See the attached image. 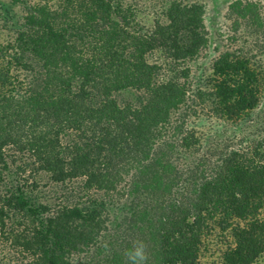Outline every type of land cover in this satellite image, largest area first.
I'll return each instance as SVG.
<instances>
[{
  "label": "trees",
  "instance_id": "trees-1",
  "mask_svg": "<svg viewBox=\"0 0 264 264\" xmlns=\"http://www.w3.org/2000/svg\"><path fill=\"white\" fill-rule=\"evenodd\" d=\"M224 18L193 81L197 0H0V264L264 258V3Z\"/></svg>",
  "mask_w": 264,
  "mask_h": 264
},
{
  "label": "rangeland",
  "instance_id": "rangeland-1",
  "mask_svg": "<svg viewBox=\"0 0 264 264\" xmlns=\"http://www.w3.org/2000/svg\"><path fill=\"white\" fill-rule=\"evenodd\" d=\"M204 6V24L208 32V45L202 52L199 60L193 65V81L208 72L211 60L223 49L240 45L241 39L232 43V31L228 21L224 18L227 5L231 0H197ZM264 3V0H261ZM232 43V44H231ZM245 47H249V43ZM197 127L203 132L209 131L217 120L201 118L197 120ZM224 248V238L219 232L213 233L207 238L200 256L199 264H220L221 252ZM258 264H264V258Z\"/></svg>",
  "mask_w": 264,
  "mask_h": 264
},
{
  "label": "clouds",
  "instance_id": "clouds-1",
  "mask_svg": "<svg viewBox=\"0 0 264 264\" xmlns=\"http://www.w3.org/2000/svg\"><path fill=\"white\" fill-rule=\"evenodd\" d=\"M125 256L129 264H147L148 255L145 243L139 240L134 241L133 247L125 253Z\"/></svg>",
  "mask_w": 264,
  "mask_h": 264
}]
</instances>
